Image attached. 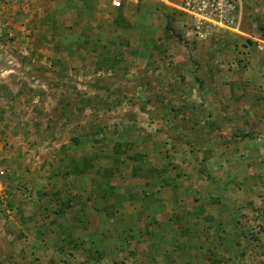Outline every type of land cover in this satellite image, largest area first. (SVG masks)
Wrapping results in <instances>:
<instances>
[{
	"label": "rangeland",
	"instance_id": "obj_1",
	"mask_svg": "<svg viewBox=\"0 0 264 264\" xmlns=\"http://www.w3.org/2000/svg\"><path fill=\"white\" fill-rule=\"evenodd\" d=\"M112 1L0 0V264L133 263L142 247L116 225V187L95 186L116 170L83 185L92 146L202 184L205 206L224 208L215 186L232 190L233 241L206 257L264 264V0H241L239 30L206 40L181 0ZM185 241L168 243L167 262H183Z\"/></svg>",
	"mask_w": 264,
	"mask_h": 264
},
{
	"label": "crops",
	"instance_id": "obj_2",
	"mask_svg": "<svg viewBox=\"0 0 264 264\" xmlns=\"http://www.w3.org/2000/svg\"><path fill=\"white\" fill-rule=\"evenodd\" d=\"M262 60L264 61V54L261 62ZM261 71L264 72V68ZM261 71L259 75H262ZM89 152L91 155L89 157L90 166L87 167L86 172L82 175L87 180V182L84 181L83 183L84 187L89 188L93 177H100V168L105 169L107 165V167L110 166V170L115 169L116 174H118V178L114 175L113 179L111 178L112 180H106L105 184L104 180L98 181L95 186L100 190L101 185H104L103 187L105 188L101 187V192H106V190L116 187V225L122 226V232L137 236L136 243L140 241L138 246L142 247L139 255H136L133 259L132 264H210L206 257L210 248L220 252L218 248L221 241H228L227 244L232 243L233 229L228 230V228L230 227L229 224L238 219V216L232 213L234 207H237V201L231 197L232 190L227 191V187L223 189L219 185L213 186L214 188L211 192L216 193L213 199L215 201L221 200V205L224 208H219L216 204L205 206L203 200H199L200 198L196 195L199 190L202 191L204 189L202 184L199 185V188L195 182L190 183L188 186H184L178 181V184H171L167 181L168 178H166L164 172H160V174L149 172V176L147 173L146 176L142 175L140 171L137 173V166L131 160L126 159V161H123V154H116V163L115 161L106 163L107 161L100 159L99 147L92 146ZM229 155L225 156L226 160L235 159L228 157ZM215 159H218V156H215ZM126 163H129V165ZM153 167L154 165L150 166V168ZM203 183L205 182L203 181ZM95 186L93 189H95ZM222 189L225 191L222 192ZM227 193L228 196L226 195ZM98 196L99 193L96 197H92L91 200L87 201L84 199V203L88 206L87 209H94L93 204L95 201L93 200L92 202V199L97 198L98 200ZM106 201L109 200L105 199L104 203ZM220 209L224 210L223 215L227 216L229 220L222 219L219 215L217 219L221 229L217 228L218 231L204 227L206 216L214 213L216 215V212L220 211ZM200 216H202V219H200ZM91 221H94V219L92 218ZM183 229H187V233H182ZM202 233L206 235L207 239L202 238V240L206 239L203 244L205 246L207 243V248L199 250L196 248L197 243L193 245V241L195 235H202ZM212 233L214 235L211 238ZM177 239L180 241L185 239V242H189V245H184L182 249L176 248L173 250V253L183 262L176 263L174 257L172 260H175V262H167L166 247L170 241ZM188 257H191L192 260L190 258L187 259Z\"/></svg>",
	"mask_w": 264,
	"mask_h": 264
},
{
	"label": "built area",
	"instance_id": "obj_3",
	"mask_svg": "<svg viewBox=\"0 0 264 264\" xmlns=\"http://www.w3.org/2000/svg\"><path fill=\"white\" fill-rule=\"evenodd\" d=\"M124 0H113L114 7H121ZM136 1V0H127ZM241 0H181L179 9L186 16L192 35L206 40L222 33L239 30Z\"/></svg>",
	"mask_w": 264,
	"mask_h": 264
},
{
	"label": "trees",
	"instance_id": "obj_4",
	"mask_svg": "<svg viewBox=\"0 0 264 264\" xmlns=\"http://www.w3.org/2000/svg\"><path fill=\"white\" fill-rule=\"evenodd\" d=\"M122 7V6H121Z\"/></svg>",
	"mask_w": 264,
	"mask_h": 264
}]
</instances>
